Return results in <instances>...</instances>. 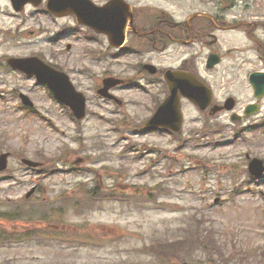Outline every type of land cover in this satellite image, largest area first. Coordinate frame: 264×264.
Wrapping results in <instances>:
<instances>
[{
    "label": "rangeland",
    "instance_id": "1",
    "mask_svg": "<svg viewBox=\"0 0 264 264\" xmlns=\"http://www.w3.org/2000/svg\"><path fill=\"white\" fill-rule=\"evenodd\" d=\"M126 1L138 8L137 20L149 26H155L164 11L182 20L194 11L226 4L225 0ZM240 1L229 14L258 21L255 35L264 41V1L249 0V7ZM4 3L0 0L1 5ZM46 3L25 5L20 45L11 48L8 55H35L61 69L87 102L84 117L77 124L45 87L33 85L31 76L2 68L6 59L0 62V92L13 100L11 95L22 91L36 107L33 112L26 111L28 116L19 117L0 102L7 108L0 111V151L9 155L7 167L0 171V232L19 234L30 227L37 231L35 238L17 244L0 242V264H264V195L253 192L263 191L264 183L257 186L246 179L243 167L247 159L242 156L246 152L264 162V131L259 124L264 120V98L257 113L237 121L239 128H245L244 134L232 145L214 146L205 143V138L198 140L200 131L218 140L230 136V120L226 113L208 117L186 102L179 130L181 148L164 134L134 133L135 126L142 128L152 115L151 99L139 88L114 89L112 92L123 100L121 115L97 95L96 86L109 75L144 82L131 68L135 57L109 46L119 55L112 58L94 41L85 39V35L93 34L100 36H93L95 40L102 37L107 41L105 35L92 30L91 34L71 14L50 19L45 14ZM1 16L0 23L14 22ZM219 33L222 51H227L224 46H238L245 49L240 56L247 57L242 60L227 55L208 74L216 95H238L236 110L240 112L253 100L245 73L262 68V64L253 50L256 45L245 38V32L228 29ZM143 42L132 40L135 45ZM86 46L103 56L92 59L82 49ZM6 47L0 48V54ZM192 52V47L171 43L165 50L149 54L147 61L159 69L153 81L161 79L168 65L178 66L185 59L191 62ZM243 61L246 66H242ZM199 63H205L204 59ZM87 70L93 74L87 75ZM111 107L114 110L110 111ZM116 122L124 127L126 141L112 128ZM163 153L176 156L177 163L167 160ZM20 157L43 161L45 172L27 169L20 164ZM35 183L36 191L25 198L24 193ZM90 195L96 197L94 201ZM53 229L76 232L85 241L57 240Z\"/></svg>",
    "mask_w": 264,
    "mask_h": 264
},
{
    "label": "water",
    "instance_id": "2",
    "mask_svg": "<svg viewBox=\"0 0 264 264\" xmlns=\"http://www.w3.org/2000/svg\"><path fill=\"white\" fill-rule=\"evenodd\" d=\"M19 1L23 4L27 1L37 3L39 0ZM48 7L52 11L64 8L65 10H67L66 12L74 13L77 16L79 22H83L90 25L96 31L107 33L109 36V41L116 46L120 45L123 42L125 35V27L128 18L131 15L128 5L125 4L122 0H111L105 6L101 7H95L91 5L89 0H49ZM33 61L36 62L35 65L39 68L31 64ZM13 64H15L21 69L35 73L39 80L43 82H48L49 86L53 89L55 95L63 102L69 103L73 107L76 115L81 117L82 110L84 107V97L82 93L75 90L68 76L64 72L54 70L53 68L42 63L39 60H14ZM147 66L148 68H151L150 70H153L152 65ZM40 68H42L43 70ZM166 78H168L171 83L170 85H172L174 89L179 88L182 93H184L192 100H196L197 98V90L195 91V89L203 90V87L199 86L200 83L193 77H191L189 74H181L180 72H167ZM250 81L254 86L255 94L257 96H260L264 91V73H252L250 75ZM118 82L119 80L107 78L104 81V88L100 89L99 92L106 94L107 88L110 85ZM75 100H80V103H77ZM165 106L170 108V110L172 111L171 114L164 113L165 116H169H166V120H162V109ZM173 106V99H170V97H168L160 105L159 110L156 112L153 118L148 121L147 126L150 127L153 125L163 124L166 126H173V128L177 129L178 125L181 122V116L178 110L176 111V104L174 107ZM5 157L6 155H2L0 158V169H3L6 165Z\"/></svg>",
    "mask_w": 264,
    "mask_h": 264
},
{
    "label": "flooded vegetation",
    "instance_id": "3",
    "mask_svg": "<svg viewBox=\"0 0 264 264\" xmlns=\"http://www.w3.org/2000/svg\"><path fill=\"white\" fill-rule=\"evenodd\" d=\"M2 1L5 2V5L0 4V15L1 14L6 15V18H8L9 17L8 13L12 12V14H13L12 17L22 16V14L24 12V6L18 10H15L14 8H12L10 6L9 0H2ZM1 17H3V16H1ZM216 17H217L216 23H214V24L212 23L211 25L208 23H205V22H199V23H197V25L194 24V29H191V31H190L189 39L194 41V43H195V40H198L201 43H208V41L210 39L209 36L211 34H214L215 31H219L220 27H225L224 24L222 23V19H220L219 15H216ZM158 24L162 27H163V25L166 24V26H169V27L173 28L175 31H177L176 34H179V33H180V35L185 34L186 25L179 23V22H176V23L172 22V20L170 18H168L167 16L162 17V19L158 22ZM133 25H135L137 28H139V30L142 32H148L149 30L152 31L151 34L147 33L146 35L139 36V37L145 39L144 43L146 44L145 45L146 47H148V45H150L151 47H154V42L157 41V37L153 33L154 27L153 28L151 27L148 29L149 23H147L146 21L137 22V20H135V19L133 20ZM19 26L20 25L14 24V29H11L8 25H6L4 20L0 23V47L5 48V45L7 44V47L5 50L7 57L9 56L8 53H9L11 48L15 49L16 47H18L20 45L21 33L23 34L24 32H21L22 29ZM156 32L165 36L166 38L171 39V40L179 39L178 37L173 36L171 31H169V30L158 28V30H156ZM213 39H214V37H212V40ZM160 41L164 45L166 44L165 38L160 37ZM215 41H217V39H215ZM200 42H199V44H200ZM12 56H18V55L12 54ZM6 67H8V65L6 64V62H4L2 65V68H6ZM193 68H195V63L194 64L193 63L182 64L180 67V69H185L187 71H192V70H194ZM123 85H126V83Z\"/></svg>",
    "mask_w": 264,
    "mask_h": 264
}]
</instances>
